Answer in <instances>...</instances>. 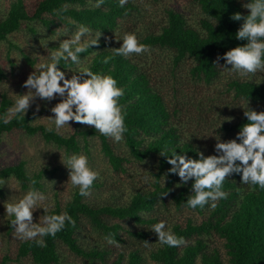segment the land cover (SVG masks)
<instances>
[{
    "label": "trees",
    "instance_id": "obj_1",
    "mask_svg": "<svg viewBox=\"0 0 264 264\" xmlns=\"http://www.w3.org/2000/svg\"><path fill=\"white\" fill-rule=\"evenodd\" d=\"M194 2L197 26L182 11L167 8L163 22L131 37L124 25L134 27L143 15L136 0H38L32 7L10 0L0 17V43L22 27L33 36L62 29L94 35L83 44L55 45L51 57V69L70 70L78 78L70 110L74 131L63 135L38 123L31 109L10 115L12 101L3 94L0 146L3 136L18 132L62 150L69 163L81 153L90 156L97 141L104 162L78 171L69 197L43 211L38 234L17 242L14 260L264 264V83L227 79L234 100L261 107L220 123L204 116L208 107L201 98L178 100L184 95L179 85L212 86L222 65H264V0ZM182 67L183 78L177 71ZM89 97L91 106L79 113ZM185 106L188 115L189 107L199 113V123L181 115ZM103 109L107 113L98 124L84 125ZM197 130L213 131L223 143L207 146ZM148 164L140 173L138 167ZM58 170L30 173L24 161L0 167V198L9 179L35 194L43 191L44 176ZM181 211L200 219L168 218ZM10 259L5 255L2 264Z\"/></svg>",
    "mask_w": 264,
    "mask_h": 264
},
{
    "label": "rangeland",
    "instance_id": "obj_2",
    "mask_svg": "<svg viewBox=\"0 0 264 264\" xmlns=\"http://www.w3.org/2000/svg\"><path fill=\"white\" fill-rule=\"evenodd\" d=\"M38 0H26L28 7L34 6ZM142 7V18L135 22L133 27L128 23L124 25L128 34L133 31H144L147 28L158 26L164 20V10L175 8L182 11L189 23L197 26L200 17L199 9L194 0H136ZM242 2V0H237ZM10 0H0V17L4 14ZM152 24V25H151ZM123 28V27H122ZM92 33L70 32L67 29L59 30L54 35H48L38 31L33 36L26 27L11 34L8 40L0 43V98L5 94L11 101L10 115L18 109H31L36 113L38 123L56 132L68 135L74 131L73 121L70 118V110L74 96L77 93L78 78L70 70L56 71L51 69V57L55 53L57 44H83ZM133 44L128 37V46ZM29 59V61L27 60ZM219 80L212 86L182 84L178 89L184 95L178 100L188 101L201 98L207 103V111L204 116L216 119L218 123L222 119H229L232 115L245 111H258L261 106L243 101H236L232 93L226 91V81L229 78L241 77L264 83V65L251 69H238L227 64L222 65ZM187 67L179 68L181 77ZM250 70V71H249ZM164 89L169 92L170 85L163 82ZM93 97L86 98L78 106V112L86 111L92 104ZM181 115L190 116L187 119L181 116L182 121L199 123V113L189 107L191 113L187 114L186 106ZM107 113L106 109L97 112L85 126L98 124ZM186 119V121L184 120ZM211 132V133H210ZM199 141L207 146L220 147L222 139L215 140L213 131H196ZM90 156L81 153L80 156L67 163L62 150H57L51 145H46L40 139L29 137L25 134L13 132L3 136L0 146V167L24 161L30 173H35L43 168L59 169L54 174H46L42 179L43 191L32 194L29 190L23 191L14 179H9L4 184L5 196L0 198V264L5 255L11 259L5 264H30L27 260H14L16 244L21 239L31 238L39 232L44 223L43 211L51 208L57 201L66 200L70 189L78 182V171L87 167H104L99 145L96 142L90 146ZM89 157V159H88ZM151 165L138 167L140 173H144ZM147 174V173H145ZM149 181L148 175L144 181ZM147 184V183H146ZM130 189V186H127ZM128 192L126 191V194ZM169 219L182 222L187 218L199 220V216L189 212H172ZM12 228L9 229V222ZM220 245V243L218 242ZM223 255V248L219 247ZM75 264H84L78 258H71Z\"/></svg>",
    "mask_w": 264,
    "mask_h": 264
}]
</instances>
